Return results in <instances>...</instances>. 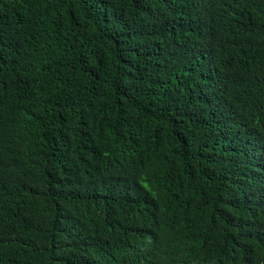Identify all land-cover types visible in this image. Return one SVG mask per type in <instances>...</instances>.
<instances>
[{"label": "trees", "instance_id": "trees-1", "mask_svg": "<svg viewBox=\"0 0 264 264\" xmlns=\"http://www.w3.org/2000/svg\"><path fill=\"white\" fill-rule=\"evenodd\" d=\"M0 264H264V0H0Z\"/></svg>", "mask_w": 264, "mask_h": 264}]
</instances>
